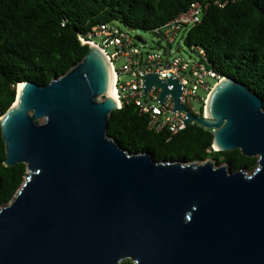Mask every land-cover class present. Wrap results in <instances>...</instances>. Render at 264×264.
I'll list each match as a JSON object with an SVG mask.
<instances>
[{"label":"water","instance_id":"water-1","mask_svg":"<svg viewBox=\"0 0 264 264\" xmlns=\"http://www.w3.org/2000/svg\"><path fill=\"white\" fill-rule=\"evenodd\" d=\"M157 46L166 49L161 39ZM113 73L89 44L61 77L20 82L1 130L5 165L25 163L27 173L0 208V264H264L262 97L223 75L204 115H194L177 79L143 75V94L159 85L162 104L170 93L172 112L212 130L215 150L257 157L252 169L235 171L213 159L157 160L108 133L119 108L109 95Z\"/></svg>","mask_w":264,"mask_h":264},{"label":"trees","instance_id":"trees-1","mask_svg":"<svg viewBox=\"0 0 264 264\" xmlns=\"http://www.w3.org/2000/svg\"><path fill=\"white\" fill-rule=\"evenodd\" d=\"M207 0H0V207L24 183L27 165H5L1 118L17 97L18 85H41L61 77L89 50L79 37L98 24L119 21L131 29L153 30ZM186 44L200 45L221 75L247 84L264 101V0H237L224 7L211 2L202 21L187 32ZM108 133L131 153L148 151L157 160L229 163L233 171L252 169L257 157L240 149L213 148V132L189 125L170 138L148 128L135 105L113 110ZM121 264H132L126 259Z\"/></svg>","mask_w":264,"mask_h":264},{"label":"built area","instance_id":"built-area-1","mask_svg":"<svg viewBox=\"0 0 264 264\" xmlns=\"http://www.w3.org/2000/svg\"><path fill=\"white\" fill-rule=\"evenodd\" d=\"M237 0H207L196 1L188 10L180 13L151 33L160 34L155 37L153 46L147 48L141 38L132 35L131 28L117 25L114 22H106L95 25L86 35H80L83 44H94L101 48L112 62L115 74V87L117 92V103L119 108L125 105H135L138 111L148 119V128L155 132L168 131L170 138L189 125L182 121L187 112L178 110L172 112L175 107L172 95L169 93L160 104L156 101L163 88L152 84L146 94H143V75L158 74L164 80L174 77L183 86L180 102L185 105L194 115H204L205 103L213 86L222 79L221 75L208 62L207 51L200 45H191V53L187 56L181 54V46L174 49V45L181 37L186 36L189 29L202 21L205 10L213 2L224 7L229 2ZM161 39L166 47L157 46ZM121 60L122 65L117 68L116 61ZM210 80H214L213 83ZM195 103H200L201 109ZM201 126V125H200Z\"/></svg>","mask_w":264,"mask_h":264},{"label":"rangeland","instance_id":"rangeland-1","mask_svg":"<svg viewBox=\"0 0 264 264\" xmlns=\"http://www.w3.org/2000/svg\"><path fill=\"white\" fill-rule=\"evenodd\" d=\"M115 24H119L122 25L119 21H114ZM132 35L135 37H139L141 38V40H143L145 43H147V48H151L153 46V42L155 41V37L152 35V33L150 31H144V30H140V29H132L131 31ZM180 44L181 48V54L184 56H187L188 54L191 53L189 47L186 45L185 43V33H182L181 37L177 40V42L174 45V49L177 50L178 49V45ZM116 63V67L119 68L122 65V61L118 60L115 62ZM211 83L214 82V80H210ZM101 99H104V96L101 97ZM194 105L201 109V104L200 103H195ZM1 208V207H0ZM125 261V260H124Z\"/></svg>","mask_w":264,"mask_h":264},{"label":"bare ground","instance_id":"bare-ground-1","mask_svg":"<svg viewBox=\"0 0 264 264\" xmlns=\"http://www.w3.org/2000/svg\"><path fill=\"white\" fill-rule=\"evenodd\" d=\"M22 87V84L19 83L18 88L20 89ZM109 95L112 96L113 98H115V100L117 101V92H116V87H115V74L113 73V84H112V89L109 92Z\"/></svg>","mask_w":264,"mask_h":264}]
</instances>
